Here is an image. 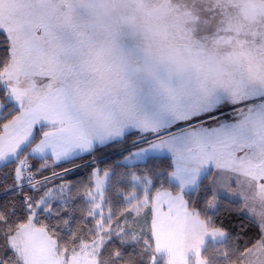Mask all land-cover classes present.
Returning a JSON list of instances; mask_svg holds the SVG:
<instances>
[{"label":"snow or ice","instance_id":"6c2138e0","mask_svg":"<svg viewBox=\"0 0 264 264\" xmlns=\"http://www.w3.org/2000/svg\"><path fill=\"white\" fill-rule=\"evenodd\" d=\"M0 189V264H264V0H0Z\"/></svg>","mask_w":264,"mask_h":264},{"label":"trees","instance_id":"16d2710c","mask_svg":"<svg viewBox=\"0 0 264 264\" xmlns=\"http://www.w3.org/2000/svg\"><path fill=\"white\" fill-rule=\"evenodd\" d=\"M123 160L120 155V146L105 147L102 151L96 152L95 156H87L84 159H77L74 164H62L55 163L52 159L38 161L29 159L32 165L35 167L29 169L34 173V177H46L48 175H54L57 178V182L72 183L80 186L81 192L83 191V185L90 178L91 172L99 167L102 171L111 170L118 163H121ZM74 167V170L71 172H66L65 169H70ZM76 167V168H75ZM39 169V171H37ZM61 177V178H58ZM46 182V181H45ZM44 183V182H43ZM25 194L33 193L34 190L29 186H25ZM4 193L0 189V196H3ZM242 207L240 205L231 204L227 201L223 202V210L219 214L218 219L224 220L227 224L231 222V225L236 230L240 229L241 217L240 212ZM246 226L248 222H245Z\"/></svg>","mask_w":264,"mask_h":264},{"label":"rangeland","instance_id":"374dc122","mask_svg":"<svg viewBox=\"0 0 264 264\" xmlns=\"http://www.w3.org/2000/svg\"><path fill=\"white\" fill-rule=\"evenodd\" d=\"M52 160L55 162V163H60V162H57V161H55L53 158H52ZM76 168V167H75ZM70 169H74V167H70ZM95 169H100L99 167H96ZM66 170V169H65ZM101 170V169H100ZM102 173H103V171L101 170V175H102ZM57 178H55V176L54 175H48V176H46V177H35V180H34V182H36L37 184H38V186H39V184H41V183H45V181L48 183V187L49 188H52L53 190H55L56 188H58L61 184H67V183H65V182H59V183H56L57 182V180H56ZM27 186V185H26Z\"/></svg>","mask_w":264,"mask_h":264},{"label":"built area","instance_id":"2783aa9c","mask_svg":"<svg viewBox=\"0 0 264 264\" xmlns=\"http://www.w3.org/2000/svg\"><path fill=\"white\" fill-rule=\"evenodd\" d=\"M29 164H31V163L29 162Z\"/></svg>","mask_w":264,"mask_h":264},{"label":"crops","instance_id":"0c3cea01","mask_svg":"<svg viewBox=\"0 0 264 264\" xmlns=\"http://www.w3.org/2000/svg\"><path fill=\"white\" fill-rule=\"evenodd\" d=\"M54 159V158H53ZM55 160V159H54Z\"/></svg>","mask_w":264,"mask_h":264}]
</instances>
